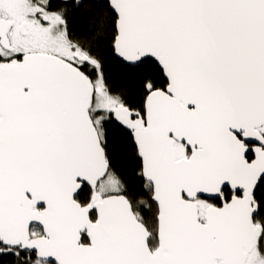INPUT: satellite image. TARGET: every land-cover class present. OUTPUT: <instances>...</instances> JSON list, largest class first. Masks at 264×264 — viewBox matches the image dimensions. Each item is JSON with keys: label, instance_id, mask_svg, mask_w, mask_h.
Instances as JSON below:
<instances>
[{"label": "snow or ice", "instance_id": "1", "mask_svg": "<svg viewBox=\"0 0 264 264\" xmlns=\"http://www.w3.org/2000/svg\"><path fill=\"white\" fill-rule=\"evenodd\" d=\"M0 264H264V0H0Z\"/></svg>", "mask_w": 264, "mask_h": 264}, {"label": "trees", "instance_id": "2", "mask_svg": "<svg viewBox=\"0 0 264 264\" xmlns=\"http://www.w3.org/2000/svg\"><path fill=\"white\" fill-rule=\"evenodd\" d=\"M111 70L113 71V73H118L120 71L119 67L117 66H112ZM116 135L119 136L120 134L117 133Z\"/></svg>", "mask_w": 264, "mask_h": 264}]
</instances>
